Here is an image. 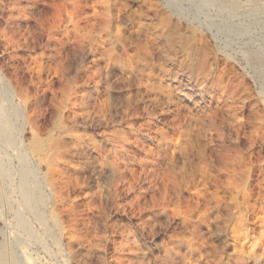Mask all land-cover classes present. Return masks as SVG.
<instances>
[{
  "label": "rangeland",
  "instance_id": "obj_1",
  "mask_svg": "<svg viewBox=\"0 0 264 264\" xmlns=\"http://www.w3.org/2000/svg\"><path fill=\"white\" fill-rule=\"evenodd\" d=\"M263 58L264 0H0L5 263L264 264Z\"/></svg>",
  "mask_w": 264,
  "mask_h": 264
},
{
  "label": "bare ground",
  "instance_id": "obj_2",
  "mask_svg": "<svg viewBox=\"0 0 264 264\" xmlns=\"http://www.w3.org/2000/svg\"><path fill=\"white\" fill-rule=\"evenodd\" d=\"M263 59H264V58H263ZM182 72H184V71H181V73H182ZM181 73H180V74H181ZM178 74H179V73H178ZM186 77H187V76H186ZM189 84H190V82H189ZM190 87H191V86H190ZM201 87H203V86H201ZM201 87H200V88H201ZM192 88H193V87H192ZM201 89H202V88H201ZM14 140H15V139H14ZM27 176H28V175H27ZM29 183H30V182H29ZM39 194H40V193H39ZM36 207H37V206H36ZM40 209H41V208H40ZM4 256H5L4 253H1V254H0V264H6V263H5V259H6V258L4 259ZM6 261H7V259H6ZM8 261H9V260H8ZM9 262H10V261H9ZM14 262H15V261H14ZM14 262H11V264H15Z\"/></svg>",
  "mask_w": 264,
  "mask_h": 264
}]
</instances>
